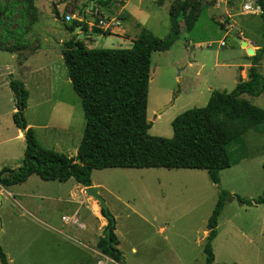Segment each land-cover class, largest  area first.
I'll return each mask as SVG.
<instances>
[{
  "label": "rangeland",
  "instance_id": "1",
  "mask_svg": "<svg viewBox=\"0 0 264 264\" xmlns=\"http://www.w3.org/2000/svg\"><path fill=\"white\" fill-rule=\"evenodd\" d=\"M14 1L7 0V11L0 18V35L4 45L23 41L31 51L38 47L45 49L59 38H66L72 21L65 20V15L76 14L78 18L80 11L87 14V21L92 25L87 23L86 31L81 33L79 29L74 35H82V41L86 40L91 48L132 47V41L115 34L117 28L112 31L100 28L104 35L94 32L93 27L99 28L97 21L105 17H117L120 27L130 29L133 35L147 29L165 38L170 31L169 13L177 6L171 0H128L123 9L111 3V8L96 5L98 8L92 12L87 10L90 0H35L37 16L28 26L29 18L23 14L21 6L13 4ZM200 1L207 7L200 11L193 28L187 30L181 16V31L170 49L152 53L147 107V118L152 124L148 130L150 136L171 138V122L177 115L207 103V99L197 98L195 89L202 87L207 92L206 88L213 86L220 91H232L233 80L238 79L239 74L237 65L248 61L236 37H241L238 32H244V37L249 39L245 28L257 34L256 29H251L254 20L249 18H259L240 15L235 20L237 24L233 22L227 29L220 23L225 25L222 9L211 6L215 1ZM192 2L194 7L200 5L197 0ZM235 2L237 10L242 0L232 3ZM228 8L230 10L231 5ZM260 23L262 26L261 20ZM87 32L94 42L85 37ZM257 35L261 36V32ZM222 42L225 45L222 46ZM9 57V53L0 51V165L15 169L22 163L25 139L17 137L12 118L16 104L9 94L10 87L4 83ZM62 70L57 74L58 79L52 71L45 74L42 91L46 96L42 93V98L32 79L26 81L24 88L31 98L26 101L23 117L34 126L35 136L43 147L75 156L85 119L80 98L70 82H65L64 63ZM259 70L264 76V55ZM242 97L264 109V92L259 96L245 94ZM164 106L167 107L162 110ZM242 141L243 148L237 144L227 147L231 160L242 155L243 158L220 171L218 185L201 169L92 171V180L109 188L108 191L101 189L100 196L114 219L113 233L122 251L120 264H205L203 246L207 221L220 190L228 191L231 196L227 197L218 217L217 235L212 242L213 264H264V204L241 205L234 196L257 198L263 195L264 127L249 129L242 135ZM74 183L73 179L65 184L48 182L33 175L26 183L9 188L19 201L6 198L1 204L0 200V246L10 258V264H113L96 246L104 237L109 221L96 222L91 205L95 202L100 211L97 201L88 200L89 196L74 189ZM75 212L79 220L86 223V230L62 220V216L71 217Z\"/></svg>",
  "mask_w": 264,
  "mask_h": 264
},
{
  "label": "trees",
  "instance_id": "2",
  "mask_svg": "<svg viewBox=\"0 0 264 264\" xmlns=\"http://www.w3.org/2000/svg\"><path fill=\"white\" fill-rule=\"evenodd\" d=\"M256 1L261 9V40L260 47L249 57V79H239L230 92L213 89L205 106L190 108L177 115L171 122V138L148 134L152 126L147 118L151 57L154 51L170 49L176 41L181 31V16L186 29L193 28L199 17L200 5L194 7L192 0L175 1L176 10L170 11V31L165 38L141 29L132 47L126 49L88 48L75 36L63 42L62 55L67 75L80 98L85 119L75 156L45 148L38 142L34 130L27 128L23 117L28 91L21 81L10 76L9 87L17 107L12 118L14 124L24 131L25 149L19 167L0 171V186L21 184L35 174L44 181L74 179L88 187L92 184V171L106 168L201 169L218 185L220 171L243 158L242 155L231 160L227 147L237 144L243 148L242 135L264 122V109L242 97L243 94L259 96L264 91V77L259 70L264 55V0ZM108 2L97 1L94 9L96 5ZM6 4L7 0H0V18L7 11ZM13 4L23 8V14L29 18L27 25H32L37 16L35 0H15ZM77 26H81V31L87 30V23L78 20L73 21L68 30L73 32ZM93 30L104 34L100 27H93ZM12 34L16 37L14 32ZM24 48L27 45H23V41L17 45H4L0 35V50L14 52ZM5 171H9V175L2 177ZM228 196H231L228 191L220 190L208 218L203 246L205 264H213L212 242L217 235L218 217ZM234 196L241 205L264 204V192L257 198ZM118 244L112 228L110 238L104 231V237L97 241L96 246L102 255L111 258L113 264H120L122 252ZM0 261L8 264L1 246Z\"/></svg>",
  "mask_w": 264,
  "mask_h": 264
},
{
  "label": "crops",
  "instance_id": "3",
  "mask_svg": "<svg viewBox=\"0 0 264 264\" xmlns=\"http://www.w3.org/2000/svg\"><path fill=\"white\" fill-rule=\"evenodd\" d=\"M118 1L119 0H109V2H108V4L106 5L105 4V7H110L111 8V5L113 4V3H116V4H119V5H121L120 7H121V9H123L125 6H126V2L128 1V0H123V2L120 4V3H118ZM175 1H187V0H171V3L172 2H175ZM197 1H199V3H200V11H202V9L204 8V7H207V5L205 4V3H203V1H200V0H197ZM215 1V3H214V5H211L212 7H215L216 9H219V10H221L222 9V11L221 12H223L224 13V15H225V19L223 18V17H221V18H223L224 19V22H225V25L222 23V22H220L221 21V19H220V23H221V25H222V27H224V28H227V29H230L232 26H233V22H234V24L237 22H235V20H237L238 19V17L240 16V15H253V16H257L258 18H259V20H255L254 18H249V19H251V20H254V22H253V24H252V27H251V29H256V30H254L255 31V33L257 32V34H258V31H260L261 32V30H260V26H261V23H260V17H259V15H260V13L259 14H242L241 13V4L242 3H240V7H238L239 8V10H238V8H237V10L235 9L236 8V3L237 2H235V3H232L234 0H230L228 3H223V1H225V0H214ZM218 1H220L221 3L219 4V6L218 7H216V5H217V2ZM237 1V0H236ZM243 1V0H242ZM112 3V4H111ZM232 4L234 5V6H232ZM230 5H231V9L229 10V8L228 7H230ZM99 6H102V5H99ZM210 6V5H209ZM98 8V7H97ZM54 10H58V8H53ZM55 15H56V17L58 18V14L55 12ZM66 15H68L69 16V14H66ZM65 15V16H66ZM200 15V14H199ZM71 16V19L70 20H67V21H72V23H73V21H76V20H78V21H84L85 23H88L89 25H92V23L91 22H89V21H87V14L85 13V12H83V11H80V16L77 18L76 17V14H73V15H70ZM237 17V18H236ZM73 18H75V19H73ZM123 18V17H122ZM121 18V19H122ZM66 20V19H65ZM198 20V19H197ZM226 20V21H225ZM169 21H170V13H169ZM237 24V23H236ZM120 26H121V24H120ZM117 27V29L115 30L116 31V35H118V36H121V37H123V38H127L128 40H130V41H132L133 42V40H135L136 39V37L138 36H136V35H133V34H131V30L130 29H128V28H125V27H123V28H121V27ZM77 27H80V29H81V26H77ZM76 27V29H74L73 30V32H69V30L67 31L68 32V34H67V37L66 38H59V40H58V42H56L55 44H53V43H51V44H49V45H47V47L45 48V49H43V48H37L36 50H34V51H31V50H29L28 48H24V49H20V50H16V51H14V52H8V51H2V50H0V51H2V52H7V53H9V55H10V57H9V59H10V62H6L7 64L5 65V70H6V72L4 73V78H5V81H4V83L5 84H7V86H8V88H9V76H12V78H14V79H17V80H19V81H21L22 83H23V85H24V87H25V85H26V81L28 80V79H32V81L35 83V85H37L38 86V90H39V92H40V98H42V93H43V95H45V92L44 91H42V88H44V86H45V83H44V77H45V74H47V72L49 73L50 71H52V72H54L53 73V76H54V78H57L58 79V76H57V74H59V73H62L63 72V70H62V67H63V63H64V60H63V55H62V50H63V42H65L67 39H69V37H71V36H75L74 35V33H75V30L77 31V30H79L78 28ZM88 29H90L89 27H88ZM244 31H245V33H249L248 35V37H249V39L247 38V37H244L245 36V34H244V32L242 33V32H238L239 33V36H241V37H236V39H239V40H241L242 42H245V45H242V42L241 43H239V42H237V43H239V45H240V47L243 49V50H245V52H246V54H247V59H248V61L246 62V63H244V64H238L237 65V67L239 68V74H238V79H236V80H233V83H235V85L237 84V82H238V80L239 79H242L243 81H247L248 79H249V77H248V70H249V67L251 66V63H250V60H249V57H251V56H253L252 54L254 53L255 54V52H256V50L260 47V40H261V36H259L260 35V33H259V35H257V34H255L254 35V32L253 33H250L249 31H248V29H244ZM81 33H82V31H81ZM100 35H104V34H100ZM85 37H87V38H89L90 39V41L89 42H94V39H93V37L92 36H90V34H89V32H87L86 34H85ZM76 39H79V40H82V35H77L76 36ZM237 41V40H236ZM223 43V42H222ZM85 44H86V46L88 47V48H91V46H89L90 44L89 43H87V41L85 40ZM133 44V43H132ZM223 45H225V44H223ZM222 45V46H223ZM243 46H246V47H243ZM249 50H252L253 51V53L251 54V53H249ZM61 52V53H60ZM40 54H42V55H40ZM61 54V55H60ZM40 56H41V60L39 59L40 58ZM50 62H52L51 64H49ZM65 65V64H64ZM46 66V67H45ZM66 67V66H65ZM47 70V71H44V70ZM66 71H67V69H66ZM264 77V76H263ZM65 82L68 84L69 82H70V80H69V78H68V75H67V77H65ZM70 84H71V82H70ZM72 86V85H71ZM235 87V86H234ZM207 92H204L203 91V89H202V87H198V88H196L195 89V95H197V98L198 97H200V99L201 100H205V99H207V101H208V99H209V97H210V94H211V91L213 90V89H216L215 87H213V86H208L207 88ZM9 90H10V88H9ZM217 90V89H216ZM28 91V90H27ZM220 91V90H219ZM264 92V91H263ZM205 93H208V95L205 97L204 96V94ZM10 95H11V97L13 98V101H14V105L16 104V99H15V97H14V95H13V92L12 91H10V93H9ZM149 94V93H148ZM243 95H245V94H243ZM46 96V95H45ZM204 96V97H203ZM208 97V98H207ZM28 98L30 99L31 98V94L28 92ZM244 98V97H243ZM30 101V100H29ZM17 107H14V109H13V111L14 112H16L17 110ZM149 121V120H148ZM26 125H27V128L28 127H31L32 129H33V125L32 124H30V123H27L26 122ZM261 126H263L264 127V122L263 123H261L260 124ZM16 126V125H15ZM17 127V126H16ZM258 128V127H257ZM255 129V128H254ZM17 137L18 138H21V139H24V131L21 129V128H19V127H17ZM6 166H4V164L2 163V165H0V171L2 170V169H4ZM11 169H13L12 167H11ZM114 169H118V168H106V169H102V170H114ZM33 175H35V174H33ZM33 175H31V176H29V178L25 181V182H23V183H21V184H24V183H26L27 181H29V180H31V178L33 177ZM92 176V175H91ZM34 180V179H33ZM69 180H71V179H69ZM69 180H67V182H69ZM74 180V179H73ZM91 180H92V178H91ZM48 182H58V181H48ZM67 182H64V184L65 183H67ZM60 183H62V182H60ZM92 184L91 185H93L94 187H96L97 188V190H98V193L100 194V191H101V189H104V190H109V188H107L106 186H104L103 184H99V183H97V182H94L93 180H92V182H91ZM20 185V184H19ZM16 186H18V184H16V185H11V186H7V187H1L0 186V195H1V204H2V202L4 201V199H6L7 198V200H8V198L9 199H12V200H14V201H16V202H18L19 203V201L15 198L17 195L16 194H14L12 191H10L9 190V188H12V187H16ZM73 187H74V189H79V191L82 193V195L83 196H89L86 192H85V189H86V187H84V186H82V185H80V184H78L77 182L76 183H74V185H73ZM107 190V191H108ZM90 198H92L91 196H89L88 197V200H91ZM91 210H92V214H93V216H94V218L96 219V222L97 223H99V222H105L106 220L108 221V219H106L105 217H104V215L102 214V212H101V210L100 211H98V214L97 213H95V211H94V209H93V206L91 205ZM77 211V210H76ZM78 212H75V214L74 215H77L78 216V214H77ZM73 215V216H74ZM63 217V216H62ZM72 217V216H71ZM78 220H79V217H78ZM66 222V221H65ZM69 223H71V222H69ZM79 223H81L82 224V227H79V226H77L78 228H80L81 230H86V223L84 222V221H80L79 220ZM72 224V223H71ZM74 225V224H73ZM208 232V231H207ZM207 235V234H206ZM118 239V238H117ZM118 241H119V239H118ZM119 244H120V242H119ZM118 244V245H119ZM118 247V246H117ZM121 251V250H120ZM122 252V251H121ZM7 258V257H6ZM7 263L8 264H10V258L8 259L7 258Z\"/></svg>",
  "mask_w": 264,
  "mask_h": 264
},
{
  "label": "built area",
  "instance_id": "4",
  "mask_svg": "<svg viewBox=\"0 0 264 264\" xmlns=\"http://www.w3.org/2000/svg\"><path fill=\"white\" fill-rule=\"evenodd\" d=\"M230 0H225L223 1V3H228ZM221 2L218 1L216 7L219 6ZM241 13L242 14H259L261 13V9L260 6L258 5L256 0H243L242 4H241ZM66 20H70L71 16L66 15L65 16ZM121 24L120 19H118L117 17H112V18H100L98 21V26L104 30H109L112 31L114 28L119 27ZM224 43H221V45H223ZM63 221L66 222H71L74 225H77L79 227H82V224L79 223L78 220V216L74 215L72 217H67V216H63L62 217Z\"/></svg>",
  "mask_w": 264,
  "mask_h": 264
},
{
  "label": "water",
  "instance_id": "5",
  "mask_svg": "<svg viewBox=\"0 0 264 264\" xmlns=\"http://www.w3.org/2000/svg\"><path fill=\"white\" fill-rule=\"evenodd\" d=\"M97 1H104V0H90L89 5L87 6V10H88V11H92V10L94 9V5H95V3H96ZM77 28L80 29V27H77ZM75 29H76V28H75ZM75 32H76V30H75ZM236 40H237V42H239V43L242 42V41L239 40V39H236ZM242 45H245V42H242ZM249 53L252 54L253 51H252V50H249ZM252 55H254V53H253ZM168 106H169V105H168ZM166 107H167V106H164V107L162 108V110H164ZM162 110H161V111H162ZM21 129H22V128H21ZM22 130H23V129H22ZM8 175H9V171H5V172L2 173L1 176L4 177V176H8ZM85 192H86L89 196H91L94 200L97 201V203H98V205H99V208H100L102 214L104 215V217H105L106 219H108V220L110 221V223L107 225V227H106V229H105V234H106L107 238L109 239V238H110V232H111L112 228L114 227V219H113V217L109 214V212H108V208H107V206H106V203H105L104 199L100 196V194L98 193L97 188L94 187L93 185L86 187ZM0 200H1V195H0Z\"/></svg>",
  "mask_w": 264,
  "mask_h": 264
},
{
  "label": "bare ground",
  "instance_id": "6",
  "mask_svg": "<svg viewBox=\"0 0 264 264\" xmlns=\"http://www.w3.org/2000/svg\"><path fill=\"white\" fill-rule=\"evenodd\" d=\"M93 209H94L95 213H97V214H98V206L96 205V203H95V202H94Z\"/></svg>",
  "mask_w": 264,
  "mask_h": 264
}]
</instances>
